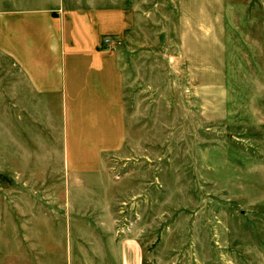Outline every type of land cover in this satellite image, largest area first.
Returning <instances> with one entry per match:
<instances>
[{"label": "rangeland", "instance_id": "obj_1", "mask_svg": "<svg viewBox=\"0 0 264 264\" xmlns=\"http://www.w3.org/2000/svg\"><path fill=\"white\" fill-rule=\"evenodd\" d=\"M146 3V20L105 45L125 130L97 173L68 164L92 132L69 117L67 136L0 85V264H92L75 251L79 215L90 235V220L113 219L143 264H264V0Z\"/></svg>", "mask_w": 264, "mask_h": 264}, {"label": "crops", "instance_id": "obj_2", "mask_svg": "<svg viewBox=\"0 0 264 264\" xmlns=\"http://www.w3.org/2000/svg\"><path fill=\"white\" fill-rule=\"evenodd\" d=\"M147 8L146 0H0V58L8 60L0 66L3 94L7 91L9 97L14 88L19 103L40 102L51 118L65 120L67 136L69 117L75 133L92 132L85 144L88 157L68 160L70 170L97 173L101 151H113L124 143L121 71L116 52L103 40L132 30L142 17L146 20ZM106 207L109 210L108 203ZM79 216L74 241L81 260L143 264L138 239L117 234L113 219L109 222L105 215L90 220L97 235H88L80 231L86 227Z\"/></svg>", "mask_w": 264, "mask_h": 264}, {"label": "built area", "instance_id": "obj_3", "mask_svg": "<svg viewBox=\"0 0 264 264\" xmlns=\"http://www.w3.org/2000/svg\"><path fill=\"white\" fill-rule=\"evenodd\" d=\"M112 39H113L112 37H105L103 41L104 43L109 44L111 43Z\"/></svg>", "mask_w": 264, "mask_h": 264}]
</instances>
